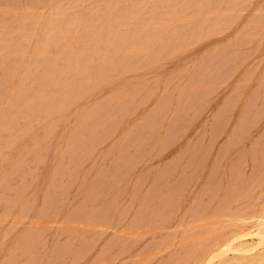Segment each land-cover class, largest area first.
I'll use <instances>...</instances> for the list:
<instances>
[{"label": "rangeland", "instance_id": "374dc122", "mask_svg": "<svg viewBox=\"0 0 264 264\" xmlns=\"http://www.w3.org/2000/svg\"><path fill=\"white\" fill-rule=\"evenodd\" d=\"M69 83L74 95L58 98L60 108L49 97L26 116L13 113L40 85L43 100ZM0 86V264H224L243 256L219 253L264 215V0H0ZM46 104L57 110L44 112ZM250 236L240 241L257 240ZM254 254L243 264H261Z\"/></svg>", "mask_w": 264, "mask_h": 264}, {"label": "bare ground", "instance_id": "6f19581e", "mask_svg": "<svg viewBox=\"0 0 264 264\" xmlns=\"http://www.w3.org/2000/svg\"><path fill=\"white\" fill-rule=\"evenodd\" d=\"M53 1H54V0H53ZM138 1H139V0H138ZM169 1H170V0H169ZM176 1H177V0H176ZM187 1H188V0H187ZM227 1H228V0H227ZM49 2H51V1H49ZM49 2H48V3H49ZM94 2H95V1H94ZM110 2H111V1H110ZM125 2H126V1H125ZM147 2H148V1H147ZM147 2H146V3H147ZM172 2H173V1H172ZM229 2H230V1H229ZM76 3H77V2H76ZM82 3H83V2H82ZM160 3H161V2H160ZM179 3H180V2H179ZM223 3H224V1H223ZM91 4H93V2H92ZM91 4H90V5H91ZM94 4H95V3H94ZM110 4H111V3H110ZM166 4H167V3H166ZM188 4H189V3H188ZM203 4H204V3H203ZM107 5H108V4H107ZM135 5H137V4H135ZM135 5H132V6H135ZM185 5H186V4H185ZM237 5H238V3H237ZM237 5H236V6H237ZM93 6H94V5H93ZM206 6H207V5H206ZM215 6H216V5H215ZM236 6H235V7H236ZM2 7H3V6H2ZM57 7H58V6H57ZM91 7H92V6H91ZM95 7H96V6H95ZM188 7H190V6H188ZM231 7H232V6H231ZM62 8H63V7H62ZM69 8H72V7H69ZM77 8H78V7H77ZM136 8H137V7H136ZM160 8H161V7H160ZM216 8H217V6H216ZM38 9H39V8H38ZM78 9H79V8H78ZM109 9H111V8H109ZM144 9H145V8H144ZM231 9H232V8H231ZM241 9H242V8H241ZM248 9H249V8H248ZM105 10H106V9H105ZM145 10H146V9H145ZM147 10H148V9H147ZM150 10H152V9H150ZM150 10H149V11H150ZM156 10H157V9H156ZM206 10H207V9H206ZM242 10H243V9H242ZM161 11H162V10H161ZM120 12H121V11H120ZM261 12H262V11H261ZM17 13H18V12H17ZM55 13H56V12H55ZM116 13H117V12H116ZM137 13H138V12H137ZM142 13H143V12H142ZM203 13H204V12H203ZM232 13H233V12H232ZM105 14H106V13H105ZM149 14H150V13H149ZM252 14H253V13H252ZM87 15H88V14H87ZM109 15H110V14H109ZM118 15H119V13H118ZM140 15H141V14H140ZM150 15H151V14H150ZM154 15H155V14H154ZM99 16H100V15H99ZM135 16H136V15H134V17H135ZM151 16H152V15H151ZM233 16H234V15H233ZM1 17H2V16H1ZM13 17H14V16H13ZM109 17H110V16H109ZM119 17H120V15H119ZM127 17H128V16H127ZM158 17H159V16H158ZM200 17H201V16H200ZM2 18H3V17H2ZM55 18H56V17H55ZM67 18H68V17H67ZM73 18H74V17H73ZM79 18H80V17H79ZM91 18H92V17H91ZM106 18H107V16H106ZM121 18H122V16H121ZM123 18H124V17H123ZM179 18H180V17H179ZM208 18H209V17H208ZM39 19H40V18H39ZM69 19H70V18H69ZM80 19H81V18H80ZM131 19H132V18H131ZM153 19H154V18H153ZM158 19H159V18H158ZM164 19H165V18H164ZM171 19H172V18H171ZM191 19H192V18H191ZM201 19H202V18H201ZM219 19H220V18H219ZM58 20H59V19H58ZM87 20H88V18H87ZM106 20H107V19H105V21H106ZM118 20H119V19H118ZM135 20H136V19H135ZM172 20H173V19H172ZM195 20H196V19H195ZM202 20H203V19H202ZM152 21H153V20H152ZM215 21H216V20H215ZM229 21H230V20H229ZM229 21H228V22H229ZM34 22H35V21H34ZM36 22H38V21H36ZM80 22H81V21H80ZM93 22H94V21H93ZM123 22H124V21H123ZM195 22H196V21H195ZM67 23H68V22H67ZM67 23H66V24H67ZM81 23H82V22H81ZM89 23H90V21H89ZM106 23H107V22H106ZM141 23H142V22H141ZM200 23H201V22H200ZM202 23H203V22H202ZM25 24H26V23H25ZM25 24H24V25H25ZM36 24H37V23H36ZM68 24H69V23H68ZM79 24H80V23H79ZM120 24H121V23H120ZM130 24H131V23H130ZM150 24H151V23H150ZM191 24H193V23H191ZM216 24H217V23H216ZM24 25H23V26H24ZM69 25H70V24H69ZM109 25H110V23H109ZM125 25H126V24H125ZM214 25H215V24H214ZM245 25H246V24H245ZM32 26H33V25H32ZM59 26H60V25H59ZM137 26H138V25H137ZM11 27H12V26H11ZM30 27H31V26H30ZM62 27H63V25H62ZM67 27H68V26H67ZM86 27H87V26H86ZM130 27H131V26H130ZM68 28H69V27H68ZM79 28H80V27H79ZM85 29H86V28H85ZM90 29H91V28H90ZM140 29H141V28H140ZM178 29H179V28H178ZM201 29H202V28H201ZM205 29H206V28H205ZM45 30H47V28H46ZM65 30H66V29H65ZM82 30H83V27H82ZM105 30H107V29H105ZM146 30H147V29H146ZM66 31H67V30H66ZM88 31H89V30H88ZM125 31H127V30H125ZM203 31H204V30H203ZM54 32H55V31H54ZM78 32H79V31H78ZM98 32H99V31H98ZM108 32H109V30H108ZM145 32H146V31H145ZM239 32H240V31H239ZM256 32H257V31H256ZM256 32H254V33H256ZM259 32H260V31H259ZM11 33H12V32H11ZM17 33H18V32H17ZM68 33H69V32H68ZM96 33H97V32H95L94 34H96ZM126 33H127V32H126ZM73 34H74V33H73ZM169 34H170V33H169ZM190 34H191V33H190ZM237 34H238V33H237ZM245 34H246V33H245ZM248 34H249V33H248ZM252 34H253V33H252ZM101 35H102V33H101ZM103 35H104V34H103ZM115 35H116V34H115ZM137 35H138V34H137ZM210 35H211V34H210ZM257 35H258V34H257ZM91 36H92V35H91ZM96 36H97V35H96ZM144 36H145V35H144ZM120 37H121V36H120ZM134 37H135V36H134ZM155 37H156V36H155ZM157 37H158V36H157ZM167 37H168V36H167ZM197 37H198V36H197ZM236 37H237V36H236ZM253 37L255 38V36H253ZM261 37H262V36H261ZM31 38H32V37H31ZM44 38L46 39L47 37H44ZM80 38H81V37H80ZM84 38H85V37H84ZM91 38H93V37H91ZM106 38H107V37H106ZM132 38H133V37H132ZM148 38H149V37H148ZM250 38H251V37H250ZM38 39H39V38H38ZM135 39H136V38H135ZM138 39H139V37H138ZM196 39H197V38H196ZM237 39H238V38H237ZM46 40H47V39H46ZM110 40H111V39H110ZM153 40H154V39H153ZM167 40H168V39H167ZM228 40H229V39H228ZM27 41H28V40H27ZM79 41H80V40H79ZM168 41H169V40H168ZM47 42H49V39H48ZM47 42H46V43H47ZM60 42H61V41H60ZM82 42H83V41H82ZM84 42H85V41H84ZM101 42H102V41H101ZM127 42H128V41H127ZM158 42H159V41H158ZM180 42H181V41H180ZM180 42H179V43H180ZM91 43H92V42H91ZM109 43H110V42H109ZM154 43H155V42H154ZM70 44H71V43H70ZM73 44H74V42H73ZM93 44H94V43H93ZM111 44H112V43H111ZM150 44H151V43H150ZM241 44H244V43H241ZM88 45H89V44H88ZM91 45H92V44H91ZM100 45H101V44H100ZM103 45H104V44H103ZM107 45H109V44H106V46H107ZM125 45H126V44H125ZM191 45H192V44H191ZM89 46H90V45H89ZM95 46H96V45H95ZM104 46H105V45H104ZM104 46H103V48H104ZM139 46H140V45H139ZM143 46H144V45H143ZM173 46H174V45H173ZM186 46H187V45H186ZM22 47H23V46H22ZM34 47H35V46H34ZM67 47H68V46H67ZM67 47H66V48H67ZM75 47H76V46H75ZM107 47H108V46H107ZM141 47H142V46H141ZM153 47H154V46H153ZM164 47H165V46H164ZM88 48H89V47H88ZM92 48H93V47H92ZM109 48H110V47H109ZM128 48H130V47H128ZM149 48H150V47H149ZM160 48H161V47H160ZM176 48H177V47H176ZM253 48H254V47H253ZM3 49H4V48H3ZM35 49H36V48H35ZM49 49H50V48H49ZM64 49H65V48H64ZM80 49H81V48H80ZM93 49H94V48H93ZM98 49H99V48H98ZM230 49H231V48H230ZM29 50H30V49H29ZM33 50H34V49H33ZM56 50H57V49H56ZM76 50H77V49H76ZM100 50H101V48H100ZM124 50H125V49H124ZM131 50H132V48H131ZM145 50H146V47H145ZM180 50H181V49H180ZM216 50H217V49H216ZM40 51H41V50H40ZM59 51H60V50H59ZM62 51H63V50H62ZM64 51H65V50H64ZM86 51H87V50H86ZM96 51H97V50H96ZM103 51H104V50H103ZM108 51H109V50H108ZM132 51H133V50H132ZM153 51H154V50H153ZM239 51H240V50H239ZM23 52H24V51H23ZM42 52H43V50H42ZM46 52H47V51H46ZM88 52H90V51H88ZM109 52H110V51H109ZM117 52H118V51H117ZM145 52H146V51H145ZM178 52H179V51H178ZM213 52H214V51H213ZM4 53H5V52H4ZM60 53H61V52H60ZM72 53H73V52H72ZM85 53H86V52H85ZM92 53H93V52H92ZM125 53H126V52H125ZM138 53H140V52H138ZM138 53H136V54H138ZM10 54H11V53H10ZM37 54H38V53H37ZM74 54H75V53H74ZM74 54H73V55H74ZM79 54H80V53H79ZM83 54H84V53H83ZM83 54H82V55H83ZM228 54H230V53H228ZM7 55H8V54H7ZM25 55H26V54H25ZM41 55H42V54H41ZM60 55H61V54H60ZM68 55H69V54H68ZM71 55H72V54H71ZM82 55H79V56H82ZM92 55H93V54H92ZM95 55H97V54H95ZM101 55H102V54H101ZM118 55H119V54H118ZM127 55H128V54H127ZM147 55H148V54H147ZM244 55H245V53H244ZM244 55H243V56H244ZM5 56H6V55H5ZM5 56H4V57H5ZM22 56H23V54H22ZM52 56H53V55H52ZM89 56H91V55H89ZM120 56H121V55H120ZM128 56H129V55H128ZM139 56H140V55H139ZM212 56H213V55H212ZM240 56H241V55H240ZM10 57H11V56H10ZM25 57H27V56H25ZM48 57H49V56H48ZM77 57H78V55H77ZM110 57H111V56H110ZM130 57H133V56H130ZM185 57H186V56H185ZM22 58H23V57H22ZM80 58H81V57H80ZM100 58H101V57H100ZM116 58H117V57H116ZM134 58H136V57L134 56ZM134 58H133V59H134ZM224 58H225V57H224ZM257 58H258V57H257ZM3 59H4V58H3ZM77 59H79V57H78ZM123 59H125V57H124ZM133 59H132V60H133ZM170 59H171V58H170ZM220 59H221V58H220ZM15 60H17V59H15ZM19 60H20V59H19ZM19 60H18V61H19ZM48 60H49V59H48ZM51 60H52V59H51ZM69 60H71V59L69 58ZM72 60H73V59H72ZM75 60H76V58H75ZM104 60H106V59H104ZM49 61H50V60H49ZM66 61H67V60H66ZM116 61H117V60H116ZM116 61H115V63H116ZM120 61H121V60H120ZM237 61H238V60H237ZM240 61H242V60H240ZM5 62H6V61H5ZM53 62H54V61H53ZM63 62H64V61H63ZM71 62H72V61H71ZM77 62H78V60H77ZM79 62H81L80 59H79ZM118 62H119V61H118ZM123 62H124V61H123ZM8 63H9V62H8ZM44 63H45V62H44ZM68 63H69V62H68ZM112 63H113V62H112ZM18 64H19V63H18ZM18 64H17V65H18ZM29 64H31V63H29ZM75 64H76V63H75ZM77 64H78V63H77ZM83 64H84V63H83ZM97 64H98V63H97ZM138 64H140V62H139ZM168 64H169V63H168ZM214 64H216V62H215ZM35 65H36V64H35ZM45 65H46V63H45ZM116 65H118V64H116ZM185 65H186V64H185ZM4 66H5V65H4ZM25 66H26V65H25ZM49 66H50V65H49ZM72 66H73V65H72ZM80 66H81V65H80ZM107 66H108V65H107ZM132 66H133V63H132ZM60 67H61V66H60ZM97 67H98V66H97ZM97 67H96V68H97ZM100 67H101V66H100ZM109 67H110V66H109ZM127 67L129 68V66H127ZM254 67H255V66H254ZM28 68H29V67H25V69H28ZM38 68H39V67H38ZM67 68L69 69V67H67ZM70 68H71V66H70ZM75 68H76V67H75ZM75 68H74V69H75ZM77 68H78V67H77ZM88 68H90V67H88ZM113 68H114V67H113ZM180 68H181V67H180ZM251 68H252V67H251ZM259 68H260V67H259ZM9 69H10V68H9ZM18 69H19V67L17 68V70H18ZM22 69H23V68H22ZM25 69H24V70H25ZM39 69H40V68H39ZM78 69H79V68H78ZM82 69H84V68H81L80 70H82ZM97 69H99V68H97ZM124 69H125V67H124ZM196 69H197V68H196ZM206 69H207V68H206ZM247 69H248V68H247ZM254 69H255V68H254ZM66 70H67V69H66ZM110 70H111V68H110ZM110 70H109V71H110ZM152 70H153V69H152ZM177 70H178V69H177ZM194 70H195V69H194ZM204 70H205V69H204ZM208 70H209V69H208ZM18 71H19V70H18ZM25 71H26V70H25ZM25 71H24V73H25ZM27 71H28V70H27ZM37 71H38V70H37ZM43 71H44V70H43ZM46 71H47V70H46ZM78 71H79V70H78ZM83 71H84V70H83ZM83 71L81 72L82 74H84ZM91 71H92V70H91ZM95 71H96V70H95ZM127 71H128V70H127ZM129 71H130V70H129ZM175 71H176V70H175ZM175 71H174V72H175ZM245 71H246V70H245ZM249 71H250V70H249ZM2 72H3V71H2ZM53 72H54V71H53ZM86 72H87V70H86ZM86 72H85V73H86ZM14 73H15V72H14ZM36 73H37V72H36ZM40 73H41V72H40ZM63 73H64V71H63ZM72 73L74 74V72H72ZM78 73H79V72H78ZM107 73H109V72H107ZM113 73H114V72H113ZM113 73H112V74H113ZM129 73H130V72H129ZM215 73H216V72H215ZM247 73H248V72H247ZM247 73H246V74H247ZM59 74H60V73H59ZM65 74H66V73H65ZM73 74H72V75H73ZM82 74H79V75H82ZM178 74H179V73H178ZM23 75L25 76V74H23ZM61 75H62V72H61ZM75 75H77V74H75ZM79 75H77L76 77H77V78H78V77L80 78V77L83 76V75H82V76H79ZM86 75H87V74H86ZM90 75H91V74H89L88 76L90 77ZM117 75H118V74H117ZM24 76H22V77H24ZM31 76H32V75H31ZM47 76H48V74H47ZM53 76H54V75H53ZM69 76H70V75H69ZM88 76H87V78H88ZM94 76H95V75H94ZM123 76H124V75H123ZM134 76H135V75H134ZM182 76H184V75H182ZM182 76H181V77H182ZM204 76H205V75H204ZM206 76H207V75H206ZM206 76H205V77H206ZM215 76H216V75H215ZM248 76H249V75H248ZM13 77H14V76H13ZM25 77H26V76H25ZM33 77H34V76H33ZM36 77H37V76H36ZM58 77H59V76H58ZM74 77H75V76H74ZM76 77L73 78V80H75V79L78 80V79H79V78L77 79ZM97 77H98V76H97ZM139 77H140V75H139ZM212 77H213V76H212ZM218 77L220 78V75H219ZM228 77H229V75H228ZM19 78H20V77H19ZM47 78L52 79V76L47 77ZM164 78H165V77H164ZM202 78H203V77H202ZM209 78H210V77H209ZM209 78H208V79H209ZM215 78H216V77H215ZM12 79H13V78H11V80H12ZM24 79H25V78H24ZM53 79H54V78H53ZM61 79H62V78H61ZM68 79H69V78H68ZM70 79H71V77H70ZM128 79H129V78H128ZM194 79H195V78H194ZM204 79H205V78H204ZM239 79H240V78H239ZM6 80H7V79H6ZM17 80H18V79H17ZM19 80L21 81V78H20ZM45 80H46V79H45ZM59 80H60V79H58V82H59ZM66 80H67V79H66ZM79 80H80V79H79ZM85 80H86V79H85ZM97 80H98V79H97ZM107 80H108V79H107ZM107 80H106V81H107ZM110 80H111V79H110ZM156 80H157V79H156ZM163 80H164V79H163ZM13 81H14V80H13ZM13 81H12V82H13ZM20 81H19V83H20ZM33 81H34V80H33ZM67 81H68V80H67ZM67 81H66V84H67ZM71 81H72V80H71ZM216 81H217V80H216ZM225 81H226V80H225ZM14 82H15V81H14ZM54 82H56V81H54ZM63 82H64V81H63ZM78 82H79V81H77V82H75V83L77 84ZM91 82H92V81H91ZM94 82H95V81H94ZM98 82H99V81H98ZM149 82H150V81H149ZM201 82H202V81H201ZM16 83H18V82H16ZM23 83H27V82H24L23 79H22V81H21L20 84H23ZM30 83H31V82H30ZM48 83H50V82H47V81H46V82L44 83V86H47ZM75 83H74V84H75ZM151 83H152V82H151ZM5 84H6V83H5ZM45 84H46V85H45ZM72 84H73V83H72ZM72 84H71V85H72ZM76 84H75V85H76ZM96 84H97V83H96ZM7 85H8V84H7ZM12 85H13V84H12ZM29 85H30V84H29ZM81 85H82V83H81ZM143 85H144V84H143ZM3 86H4V84L2 85V87H3ZM10 86H11V85H9L7 88H11V89L13 90V88L10 87ZM16 86H17V85H16ZM30 86H31V85H30ZM44 86H43V85H42V86L40 85L39 88H38L37 90L35 89V87H33L34 90H36V92H37V93H36V92H35V93L38 94L39 91H43L42 88L44 89ZM61 86H63V85H61ZM65 86H66V85H65ZM73 86H74V85H73ZM73 86H72V87H73ZM85 86H86V85H85ZM88 86H89V85H88ZM88 86H87V87H88ZM108 86H109V85H108ZM154 86H155V85H154ZM0 87H1V86H0ZM18 87H19V86H18ZM24 87H25V86H24ZM36 87H38V86H36ZM57 87H58V86H57ZM68 87H69L70 89H73V88H71L70 83H69V86L67 85V87H65V89H69ZM92 87H93V86H92ZM152 87H153V86H152ZM232 87H233V86H232ZM33 88H32V89H33ZM99 88H100V87H99ZM233 88H234V87H233ZM17 89H18V88L16 87V90H15V87H14V90H15L16 92H18ZM19 89H20V88H19ZM54 89H55V88H54ZM56 89H57V88H56ZM56 89H55L54 91H56ZM58 89H59V88H58ZM60 89H61V87H60ZM63 89H64V88H63ZM63 89H62V91H63L65 94H63V92H61L62 94H59L60 92L57 90V91L59 92L58 95H60L59 97H57L58 95L56 96L57 99L54 97L55 95H52V93L55 94L54 91L51 92L52 90H50L51 93L49 94V95H51V96H48L47 99H46V97H45V99H44V95H43V100H42V98H40V96H41L40 92H39L38 95H36V94L33 93L34 96H32V94L30 93L29 95H30L31 98H32L31 101L34 100L33 97H34L35 99H37V100H40V99H41L39 103H38L37 100L32 101V102H35V101H36V102H37V103L35 102L36 104H35V103H32V104H31L30 96L27 94V98L29 97V100H28V101L30 102L31 105H30V104L24 99V100L26 101V103H27V104H26V107H27V108L25 107V103L23 102V103H24V105H23V103H21V102H22V101H21V102H20L21 105H14V106H15L14 108H16V106H17L16 110H14L15 112H13V110H10V111H12L13 113H15V116L17 115V114H16L17 112H18V113L21 112V113H19V116H20V114H21V116H22V115H25V116H26V111H25L24 109H27V111H28V109L30 108V110H32V109H33V108H32V107H33L32 105H34V109H36L35 106L38 107V105H39L42 101L45 102L46 100H48L49 97H51L49 100H51L52 97H53L54 100L52 99V101H55V100H56L57 102H58V98H61V99H60V102L62 103V98H63L62 95L65 96L66 93H67V95H68L69 93H70V95H72V92H71L72 90L70 91V89H69L68 92H67V90L64 91ZM77 89H78V88H77ZM90 89H91V88H90ZM149 89H150V88H149ZM151 89H152V88H151ZM202 89H203V88H202ZM2 90H3V89H2ZM8 90H9V89H8ZM12 90H11V91H12ZM74 90H75V89H74ZM87 90H88V89H87ZM91 90H93V89H91ZM96 90H97V89H96ZM145 90H146V89H145ZM145 90H144V91H145ZM174 90H175V89H174ZM15 91H14V92H15ZM60 91H61V90H60ZM131 91H132V90H131ZM146 91H148V90H146ZM231 91H232V90H231ZM45 92L48 93V92H49L48 89L45 90ZM74 92H75V91H74ZM129 92H130V91H129ZM150 92H151V91H150ZM150 92H148V93H150ZM202 92H203V91H202ZM202 92H201V93H202ZM211 92H212V91H211ZM5 93H7V92H5ZM108 93H109V91H108ZM108 93H106V94H108ZM117 93H118V92H117ZM182 93H183V92H182ZM8 94H9V93H8ZM16 94H17V93H16ZM20 94H22V92H20ZM56 94H57V93H56ZM82 94H83V93H82ZM114 94H115V93H114ZM138 94H139V93H138ZM177 94H178V93H177ZM198 94H199V93H198ZM261 94H262V93H261ZM9 95H10V94H9ZM9 95L6 96V97H8L9 100H12V99H11L12 94L10 95V97H9ZM14 95H15V94H14ZM39 95H40V96H39ZM67 95H66L65 97H67ZM73 95H74V93H73ZM73 95H72V96H73ZM121 95H122V94H121ZM125 95H126V94H125ZM158 95H159V94H158ZM256 95H257V94H256ZM45 96H46V95H45ZM142 96H143V95H142ZM154 96H155V95H154ZM236 96H237V95H236ZM6 97H5V99H6ZM12 97H13V96H12ZM36 97H37V98H36ZM68 97H71V96H68ZM110 97H111V96H110ZM257 97H258V96H257ZM8 98H7V99H8ZM38 98H39V99H38ZM71 98H72V97H71ZM85 98H86V97H85ZM229 98H230V97H229ZM235 98H236V97H235ZM97 99H98V98H97ZM140 99H141V98H140ZM169 99H170V98H169ZM176 99H177V98H176ZM179 99H180V98H179ZM16 100H18V99H16ZM44 100H45V101H44ZM49 100H48V101H49ZM135 100H136V99H135ZM137 100H138V99H137ZM235 100H236V99H235ZM254 100H255V99H254ZM6 101H7V100H6ZM48 101H47V103H48ZM56 101H55V102H52V103H54V105L56 104V107L60 108L62 105H59L60 102L57 103ZM73 101H74V100H73ZM77 101H78V100H77ZM90 101H91V100H90ZM139 101H140V100H139ZM147 101H148V100H147ZM171 101H172V100H171ZM201 101H202V100H201ZM251 101H252V99H251ZM8 102H10L9 105L12 106L11 104H12L13 102H11V101H8ZM43 102H42V103H43ZM78 102H79V101H78ZM119 102H120V101H119ZM137 102H138V101H137ZM246 102H247V100H246ZM1 103H2V99H1ZM1 103H0V104H1ZM5 103H6V102H5ZM42 103H41V106H42L43 104H45V103H43V104H42ZM52 103L50 102L49 104L52 106ZM105 103H106V102H105ZM135 103H136V102H135ZM135 103H134V104H135ZM166 103H167V102H166ZM28 104H29L30 106H28ZM49 104H48V106L51 107ZM116 104H117V103H116ZM119 104H120V103H119ZM170 104H171V103H170ZM263 104H264V103H263ZM2 105H3V103H2ZM7 105H8V104H7ZM54 105H53V106H54ZM57 105H58V106H57ZM63 105H64V102H63ZM79 105H80V104H79ZM121 105H122V104H121ZM154 105H155V104H154ZM231 105H232V104H231ZM259 105H260V104H259ZM5 106H6V105H5ZM31 106H32V107H31ZM41 106H40V108H42ZM46 106H47V104H46ZM48 106L45 107L44 112H45V111L47 112V110H50V111H51L52 108H54V109L57 110L56 107H51V109H50ZM88 106H89V105H88ZM124 106H125V103H124ZM167 106H169V105H167ZM167 106H166V107H167ZM171 106H172V105H171ZM63 107H64V106H63ZM80 107H81V106H80ZM98 107H99V106H98ZM113 107H114V106H113ZM115 107H116V106H115ZM122 107H123V106H122ZM122 107H121V108H122ZM152 107H153V106H152ZM161 107H162V106H161ZM218 107H220V106H218ZM12 108H13V106H12ZM14 108H13V109H14ZM18 108H21V109L23 108L22 111H24V112H22L21 109H18ZM38 108H39V107H38ZM38 108H37V109H38ZM46 108H47V109H46ZM48 108H49V109H48ZM103 108H104V106H103ZM117 108H119V107H117ZM125 108H126V107H125ZM162 108H163V107H162ZM221 108H222V107H221ZM17 109H18V110H17ZM75 109H76V108H75ZM86 109H87V108H86ZM98 109H99V108H98ZM104 109H105V108H104ZM106 109H107V108H106ZM106 109H105V110H106ZM165 109H166V108H165ZM189 109H190V108H189ZM202 109H203V108H202ZM263 109H264V108H263ZM19 110H20V111H19ZM30 110H29V111H30ZM42 110H43V109H42ZM73 110H74V109H73ZM73 110H72V112H73ZM94 110H95V109H94ZM115 110H116V109H115ZM155 110H156V108H155ZM173 110H174V109H173ZM16 111H17V112H16ZM39 111H40V110H39ZM54 111H55V110H54ZM76 111H77V110H76ZM78 111H79V110H78ZM117 111H118V110H117ZM119 111H120V110H119ZM153 111H154V110H153ZM153 111H152V112H153ZM243 111H244V110H243ZM262 111H263V110H262ZM12 112H10V115L13 117ZM32 112H33V111H32ZM40 112H41V111H40ZM58 112H59V111H58ZM69 112H70V111H69ZM95 112H96V111H95ZM101 112H102V111H101ZM130 112H132V111H130ZM130 112H129V113H130ZM168 112H169V111H168ZM47 113H50V112H47ZM47 113H46V114H47ZM70 113H71V112H70ZM78 113H79V112H78ZM133 113H134V112H133ZM147 113H148V112H147ZM177 113H178V112H177ZM201 113H202V112H201ZM256 113H258V112H256ZM27 114H28V113H27ZM41 114H42V113H41ZM82 114H83V113H82ZM91 114H92V112H91ZM216 114H217V113H216ZM10 115H9V116H10ZM68 115H69V114H68ZM73 115H74V114H73ZM146 115H147V114H146ZM173 115H174V114H173ZM214 115H215V114H214ZM11 116H10V117H11ZM15 116H14V117H15ZM56 116H57V115H56ZM98 116H99V115H98ZM118 116H119V115H118ZM136 116H137V115H136ZM17 117H18V116H16V118H17ZM43 117H44V116H43ZM46 117H47V116H46ZM142 117H143V116H142ZM144 117H145V116H144ZM153 117H154V116H153ZM261 117H262V116H261ZM64 118H65V117H64ZM64 118H63V119H64ZM68 118H69V117H68ZM85 118H86V117H85ZM93 118H94V117H93ZM132 118H133V116H132ZM140 118H141V117H140ZM148 118H149V117H148ZM157 118H158V117H157ZM241 118H242V117H241ZM65 119H67V118H65ZM79 119H81V117H80ZM86 119H87V118H86ZM103 119H104V118H103ZM130 119H131V118H130ZM162 119H164V117H163ZM162 119H161V120H162ZM212 119H213V118H212ZM53 120H54V119H53ZM82 120H83V119H82ZM91 120H92V119H91ZM8 121H9V120H7V122H8ZM83 121H84V120H83ZM83 121H82L81 123H83ZM86 121H88V119H87ZM92 121H93V120H92ZM127 121H128V120H127ZM170 121H171V120H170ZM2 122H3V121H2ZM5 122H6V121H5ZM67 122H68V121H67ZM69 122L71 123V121H69ZM97 122H98V121H97ZM125 122H126V121H125ZM152 122H154V121H152ZM77 123H78V122H77ZM92 123H93V122H92ZM123 123H124V122H123ZM158 123H159V122H158ZM249 123H250V122H249ZM64 124H65V123H64ZM113 124H114V123H113ZM128 124H129V123H128ZM133 124H134V123H133ZM1 125H2V124H1ZM3 125H4V124H3ZM88 125H89V124H88ZM90 125H91V123H90ZM97 125H98V123H97ZM121 125H122V124H121ZM164 125H165V124H164ZM249 125H250V124H249ZM7 126H8V125H7ZM36 126H37V125H36ZM62 126H63V125H62ZM72 126H73V125H72ZM78 126L80 127V125H78ZM78 126H77V127H78ZM122 126H123V125H122ZM1 127H4V126H1ZM64 127H65V126H64ZM70 127H71V126H70ZM79 127H78V128H79ZM82 127H83V126H82ZM86 127H87V125H86ZM108 127H110V126H108ZM112 127H113V126H112ZM127 127H128V126H127ZM132 127H133V126H132ZM136 127H137V126H136ZM154 127H155V126H154ZM154 127H153V128H154ZM19 128H20V127H19ZM204 128H205V127H204ZM5 129H6V128H5ZM7 129H8V128H7ZM7 129H6V130H7ZM64 129H65V128H64ZM123 129H124V128H123ZM163 129H164V128H163ZM188 129H189V128H188ZM68 130H69V129H68ZM68 130H67V131H68ZM81 130H82V129H80V131H81ZM128 130H129V129H128ZM10 131H11V130H10ZM12 131H13V130H12ZM14 131H15V130H14ZM104 131H105V129L103 130V132H104ZM120 131H121V130H120ZM182 131H183V130H182ZM0 132H1V130H0ZM74 132H75V131H74ZM170 132H171V131H170ZM244 132H246V131H244ZM118 133H119V132H118ZM133 133H134V132H133ZM20 134H21V133H20ZM64 134H65V132H64ZM98 134H99V133H98ZM200 134H201V133H200ZM18 135H19V134H18ZM79 135L81 136V133H80V132H79ZM83 135H84V134H83ZM89 135H90V134H89ZM99 135H100V134H99ZM242 135H243V134H242ZM32 136H33V135H32ZM63 136H64V135H63ZM94 136H95V135H94ZM102 136H103V135H102ZM160 136H162V135H160ZM244 136H245V135H244ZM57 137H58V136H57ZM85 137H86V136H85ZM98 137H99V136H98ZM100 137H101V136H100ZM121 137H122V136H121ZM147 137H148V135H147ZM147 137H146V138H147ZM175 137H176V136H175ZM201 137H202V136H201ZM210 137H211V136H210ZM259 137H260V134H259ZM259 137H258V138H259ZM11 138H12V137H11ZM78 138H80V137H78ZM88 138H89V136H88ZM161 138H162V137H161ZM164 138H166V137H164ZM66 139H67V138H66ZM120 139H121V138H120ZM177 139H178V138H177ZM195 139H196V138H195ZM198 139H199V138H198ZM256 139H257V138H256ZM6 140H7V139H6ZM61 140H62V139H61ZM76 140H77V139H76ZM59 141H60V140H59ZM73 141H74V140H73ZM82 141H84L83 138H82ZM91 141H92V140H91ZM231 141H232V140H231ZM86 142H87V141H86ZM138 142H140L139 139H138ZM234 142H235V141H234ZM3 143H4V142H3ZM116 143H117V142H116ZM187 143H188V142H187ZM193 143H194V142H193ZM24 144H25V143H24ZM66 144H67V143H66ZM77 144H78V143H77ZM100 144H101V143H100ZM188 144H190V143H188ZM21 145H22V144H21ZM78 145H79V144H78ZM116 145H117V144H116ZM3 146H4V145H3ZM17 146H18V145H17ZM25 146H26V145H25ZM44 146H45V145H44ZM53 146H54V145H53ZM65 146H66V145H65ZM73 146H74V145H73ZM88 146H89V145H88ZM91 146H92V145H91ZM91 146H89V147H91ZM120 146H121V145H120ZM140 146H141V145H140ZM157 146H158V145H157ZM163 146H165V145H163ZM69 147H70V146H69ZM75 147H76V146H75ZM95 147H96V146H95ZM95 147H94V148H95ZM128 147H129V146H128ZM134 147H135V146H134ZM184 147H185V146H184ZM261 147H262V146H261ZM0 148H1V147H0ZM12 148H13V147H12ZM16 148H17V147H16ZM27 148H28V147H27ZM78 148H79V147H78ZM86 148H88V147H86ZM94 148L91 147V149H94ZM109 148H110V147H109ZM147 148H148V147H147ZM218 148H219V147H218ZM240 148H241V147H240ZM14 149H15V147H14ZM33 149H35V148H33ZM51 149H52V148H50V150H51ZM73 149H74V148H73ZM88 149H90V148H88ZM88 149H87V150H88ZM116 149H117V148H116ZM229 149H230V148H229ZM68 150H70V149H68ZM76 150H78V149H76ZM82 150H83V149H82ZM82 150H81V151H82ZM106 150H108V149H106ZM125 150H126V149H125ZM135 150H136V149H135ZM135 150H134V151H135ZM246 150H247V149H246ZM256 150H257V149H256ZM42 151H43V150H42ZM72 151H73V150H72ZM91 151H92V150H91ZM91 151H90V152H91ZM108 151H109V150H108ZM156 151H157V150H156ZM210 151H211V150H210ZM240 151H241V150H240ZM49 152H50V151H49ZM65 152H66V151H65ZM85 152H86V150H85ZM85 152H84V153H85ZM109 152H110V151H109ZM109 152H108V153H109ZM124 152H125V151H124ZM137 152H138V151H137ZM226 152H227V151H226ZM233 152H234V151H233ZM256 152H257V151H256ZM16 153H18V151H17ZM57 153H58V152H57ZM70 153H72V152H70ZM86 153H88V152H86ZM101 153H102V152H101ZM147 153H148V152H147ZM182 153H183V151H182ZM184 153H185V152H184ZM184 153H183V154H184ZM204 153H205V152H204ZM217 153H218V152H217ZM224 153H225V152H224ZM24 154H25V153H24ZM88 154H89V153H88ZM103 154H104V153H103ZM157 154H158V153H157ZM162 154H163V153H162ZM33 155H34V152H33ZM56 155H57V154H56ZM83 155H84V154H83ZM100 155H101V154H100ZM107 155H108V154H107ZM107 155H105V156H107ZM233 155H234V154H233ZM111 156H112V155H111ZM219 156H220V154H219ZM4 157H5V156H4ZM76 157H77V156H76ZM83 157H84V156H83ZM83 157H82V158H83ZM103 157H104V156H103ZM158 157H159V156H158ZM209 157H210V156H209ZM8 158H9V156H8ZM82 158H81V159H82ZM109 158H110V157H109ZM130 158H131V157H130ZM196 158H197V157H196ZM215 158H216V157H215ZM240 158H241V157H240ZM142 159H143V158H142ZM101 160H102V159H101ZM140 161H141V160H140ZM189 161H190V160H189ZM263 161H264V160H263ZM60 162H62L61 159H60ZM81 162H82V161H81ZM81 162H79V164H80ZM163 162H165V161H163ZM212 162H213V161H212ZM7 163H8V162H7ZM57 163H58V162H57ZM57 163H56V164H57ZM84 163H85V162H84ZM86 163H87V162H86ZM92 163H93V162H92ZM0 164H1V163H0ZM9 164H10V163H9ZM23 164H24V163H23ZM48 164H49V163H48ZM72 164H73V163H72ZM108 164H111V163H108ZM108 164H107V165H108ZM126 164H127V163H126ZM45 165H46V164H45ZM66 165H67V162H66ZM66 165H65V166H66ZM104 165H105V164H104ZM18 166H19V165H18ZM75 166H76V165H75ZM93 166H94V165H93ZM127 166H129V165H127ZM176 166H177V165H176ZM72 167H73V166H72ZM72 167H71V169H72ZM78 167H79V166H78ZM147 167H148V166H147ZM220 167H221V166H220ZM161 168H162V167H161ZM3 169H4V168H3ZM51 169H52V168H51ZM51 169H50V170H51ZM66 169H68V168H66ZM90 169H91V168H90ZM128 169H129V168H128ZM141 169H142V168H141ZM155 169H156V168H155ZM7 170H9V169H7ZM85 170H86V169H85ZM97 170H98V168H97ZM60 171H61V170H60ZM75 171H76V170H75ZM134 171H135V170H134ZM196 171H197V170H196ZM196 171H195V172H196ZM208 171H209V170H208ZM49 172H50V171H49ZM149 172H150V171H149ZM149 172H148V173H149ZM62 173H63V172H62ZM95 173H96V172H95ZM19 174H20V173H19ZM22 174H23V173H22ZM47 174H48V173H47ZM138 174H139V173H138ZM45 175H46V174H45ZM61 175H62V174H61ZM84 175H85V174H84ZM116 175H117V174H116ZM135 175H136V174H135ZM154 175H155V174H154ZM170 175H171V174H170ZM3 176H4V175H3ZM46 176H47V175H46ZM93 176H95V175H93ZM102 176H103V175H102ZM121 176H122V175H121ZM127 176H128V175H127ZM129 176H130V175H129ZM151 176H153V175H151ZM217 176H218V175H217ZM8 177H9V176H8ZM17 177H18V176H17ZM74 177H75V176H74ZM77 177H78V176H77ZM83 177H84V176H83ZM91 177H92V174H91ZM139 177H140V176H139ZM193 177H194V176H193ZM197 177L199 178V177H201V176H197ZM58 178H59V176H58ZM58 178H57V179H58ZM89 178H90V176H89ZM89 178H88V179H89ZM129 178H130V177H129ZM151 178H152V177H151ZM215 178H216V177H215ZM21 179H22V178H21ZM21 179H19V180H21ZM31 179H32V178H31ZM59 179H60V178H59ZM190 179H191V178H190ZM138 180H140V178H139ZM11 181H12V179H11ZM39 181H40V180H39ZM45 181H46V180H45ZM70 181H71V180H70ZM70 181H69V182H70ZM73 181H74V180H73ZM89 181H90V180H89ZM244 181H245V180H244ZM5 182H6V181H5ZM22 182H23V181H22ZM37 182H38V181H36V183H37ZM69 182H68V183H69ZM142 182H143V181H142ZM26 183H27V182H26ZM85 183H86V182H85ZM122 183H123V182H122ZM127 183H128V181H127ZM242 183H243V182H242ZM22 184H23V183H22ZM64 184H65V183H64ZM108 184H109V183H108ZM124 184H125V183H124ZM167 184H168V183H167ZM25 185H26V184H25ZM90 185H91V183H90ZM201 185H202V184H201ZM23 186H24V185H23ZM23 186H22V187H23ZM65 186H66V185H65ZM81 186H82V185H81ZM123 186H124V185H123ZM135 186H136V185H135ZM189 186H190V185H189ZM24 187H25V186H24ZM32 187H34V186H32ZM58 187H59V186H58ZM61 187H62V185H61ZM61 187H60V189H61ZM63 187H64V186H63ZM224 187H225V186H224ZM227 187H228V186H227ZM39 188H40V185H39ZM41 188H42V187H41ZM132 188H133V187H132ZM204 188H205V187H204ZM215 188H216V187H215ZM70 189H71V188H70ZM118 189H119V188H118ZM189 189H190V188H189ZM11 190H12V189H11ZM47 190H48V189H47ZM53 190H54V189H53ZM119 190H120V189H119ZM138 190H139V189H138ZM1 191H2V190H1ZM38 191H39V189H38ZM182 191H184V190H182ZM213 191H214V190H213ZM222 191H223V190H222ZM226 191H227V190H226ZM40 192H41V191H40ZM40 192H39V193H40ZM47 192H48V191H47ZM78 192H79V191H78ZM94 192H95V191H94ZM94 192H93V193H94ZM186 192H187V191H186ZM206 192H207V191H206ZM1 193H2V192H1ZM122 193H123V192H122ZM126 193H127V192H126ZM204 193H205V192H204ZM209 193H211V192H209ZM2 194H3V193H2ZM23 194H24V192H23ZM83 194H84V193H83ZM83 194H82V195H83ZM139 194H140V193H139ZM178 194H179V193H178ZM186 194H187V193H186ZM212 194H213V193H212ZM243 194H244V193H243ZM184 195H185V194H184ZM190 196H191V195H190ZM202 196H203V195H202ZM215 196H216V195H215ZM222 196H223V195H222ZM67 197H68V196H67ZM74 197H75V196H74ZM97 197H98V196H97ZM99 197H100V196H99ZM107 197H108V196H107ZM130 197H131V196H130ZM1 198H2V197H1ZM13 198H14V197H13ZM46 198H47V197H46ZM75 198H76V197H75ZM202 198H203V197H202ZM9 199H10V198H9ZM65 199H66V198H65ZM109 199H110V197H109ZM156 199H157V198H156ZM199 199H200V198H199ZM19 200H20V199H19ZM44 200H45V199H44ZM73 200H77V199H73ZM107 200H108V199H107ZM117 200H118V199H117ZM138 200H139V199H138ZM23 201H24V200H23ZM63 201H64V200H63ZM189 201H190V200H189ZM191 201H192V200H191ZM211 201H212V200H211ZM17 202H18V201H17ZM17 202H16V203H17ZM19 202H20V201H19ZM37 202H38V201H37ZM75 202H76V201H75ZM94 202H95V201H94ZM139 202H140V201H139ZM21 203H22V202H21ZM29 203H30V202H29ZM34 203H35V202H34ZM43 203H44V202H43ZM70 203H71V202H70ZM218 203H219V202H218ZM220 203H221V202H220ZM8 204H9V203H8ZM64 204H65V203H64ZM78 204H79V203H78ZM130 204H131V203H130ZM15 205H17V204H15ZM26 205H27V204H26ZM26 205H25V206H26ZM36 205H37V203H36ZM206 205H207V204H206ZM213 205H214V204H213ZM18 206H19V205H18ZM18 206H17V207H18ZM31 206H32V205H31ZM65 206H66V205H65ZM69 206H70V205H69ZM121 206H122V205H121ZM138 206H139V205H138ZM216 206H217V205H216ZM74 207H75V206H74ZM194 207H195V206H194ZM226 207H227V206H226ZM79 208H80V207H79ZM115 208H116V207H115ZM153 208H154V207H153ZM219 208H220V207H219ZM263 208H264V207H263ZM23 209H24V208H23ZM62 209H63V208H62ZM72 209H73V208H72ZM94 209H95V207H94ZM129 209H130V208H129ZM129 209H128V211H129ZM131 209H132V208H131ZM137 209H138V208H137ZM224 209H225V208H224ZM20 210H21V209H20ZM54 210H55V209H54ZM54 210H53V211H54ZM65 210H66V209H65ZM83 210H84V209H83ZM112 210H113V209H112ZM28 211H29V210H28ZM34 211H35V210H34ZM61 211H62V210H61ZM70 211H71V210H70ZM78 211H79V210H78ZM179 211H180V210H179ZM185 211H186V210H185ZM207 211H208V210H207ZM221 211H222V210H221ZM89 212H90V211H89ZM125 212H126V211H125ZM200 212H201V211H200ZM39 213H40V212H39ZM39 213H38V214H39ZM62 213H63V212H62ZM62 213H60V215H62ZM180 213H181V212H180ZM180 213H179V214H180ZM221 213H222V212H221ZM17 214H18V213H17ZM121 214H122V213H121ZM121 214H120V215H121ZM156 214H157V213H156ZM161 214H162V213H161ZM218 214H219V213H218ZM12 215H13V214H12ZM54 215H55V214H54ZM192 215H193V213H192ZM19 216H20V215H19ZM210 216H211V215H210ZM31 217H32V216H31ZM192 217H193V216H192ZM206 217H207V216H206ZM218 217H219V216H218ZM257 217H258V216H257ZM99 218H100V217H99ZM29 219H30V218H29ZM36 219H37V218H36ZM90 219H91V218H90ZM141 219H142V218H141ZM146 219H147V218H146ZM177 219H178V217H177ZM203 219H204V218H203ZM257 219H258V222H255L256 224L254 223V225H253V226H254L253 229H249V228H248V229H249V230H247L248 233L246 232V234L243 233L242 235H237V234H236L237 236H233L234 238H233V239L231 238V241L228 240V241H229V244L227 243V245L225 244V243H226V242H225V243H224L225 246H223V247L221 248V252H220V253L218 252L219 255H222V254H224V253L226 254V253L229 252V251H234V252L237 251L238 253H239V251H240L241 253H239V254H243V256H244V254H246L247 259L250 260L251 258H249V256H250L249 253H255V254L257 253V256H258L259 258L256 257V260L260 263V262H261L260 258H262V260H263L262 262H264V259H263V258H264V215L259 216V218H257ZM41 220H42V219H41ZM117 220H118V219H117ZM206 220H207V219H206ZM237 220H239V219H237ZM15 221H17V220H15ZM19 221H20V220H19ZM19 221H18V222H19ZM111 221H112V220H111ZM114 221H116V220L114 219ZM123 221H124V220H123ZM126 221H127V220H126ZM27 222H28V221H27ZM124 222H125V221H124ZM171 222H172V220H171ZM203 222H204V221H203ZM238 222H239V221H238ZM13 223H14V222H13ZM108 223H109V222H108ZM166 223H167V222H166ZM173 223H174V222H173ZM217 223H219V222H217ZM225 223H226V222H225ZM243 223H244V222H243ZM34 224H35V223H34ZM42 224H43V223H42ZM50 224H51V223H50ZM66 224H68V223H66ZM90 224H91V223H90ZM175 224H176V223H175ZM177 224H178V223H177ZM205 224H206V223H205ZM207 224H208V223H207ZM10 225H12V224L10 223ZM43 225H44V224H43ZM86 225H87V224H86ZM92 225H93V224H92ZM111 225H112V223H111ZM120 225H121V224H120ZM172 225H173V224H172ZM209 225H210V224H209ZM35 226H37V225H35ZM74 226H75V225H74ZM83 226H84V224H83ZM109 226H110V225H109ZM112 226H113V225H112ZM118 226H119V225H118ZM118 226H117V227H118ZM213 226H214V225H213ZM92 227H93V226H92ZM96 227H97V225H96ZM189 227H191V226H189ZM208 227H209V226H208ZM208 227H207V228H208ZM241 227H242V226H241ZM33 228H34V227H33ZM135 228H136V226H135ZM183 228H184V227H183ZM186 228H188V227H186ZM193 228H194V227H193ZM198 228H199V227H198ZM203 228H204V227H203ZM215 228H216V226H215ZM7 229H8V228H7ZM41 229H42V228H41ZM101 229H103V228H101ZM101 229H100V230H101ZM173 229H174V228H173ZM68 230H69V229H68ZM70 230H72V229H70ZM136 230H137V228H136ZM142 230H144V229L142 228ZM181 230H182V229H181ZM28 231H29V230H28ZM64 231H65V230H64ZM94 231H95V230H94ZM173 231H174V230H173ZM183 231H184V230H183ZM226 231H228V230H226ZM8 232H9V230H8ZM30 232H32V231H30ZM67 232H68V231H67ZM116 232H117V231H116ZM116 232H115V233H116ZM118 232H120V231H118ZM62 233H63V232H62ZM95 233H96V232H95ZM173 233H174V232H173ZM210 233H211V232H210ZM239 233H240V232H239ZM25 234H26V233H25ZM69 234H71V233H69ZM91 234H92V233H91ZM146 234H147V233H146ZM146 234H145V235H146ZM27 235H28V234H27ZM76 235H77V234H76ZM165 235H166V234H165ZM246 235H251L252 237H256L257 240L253 239V241H251V240H248V239L245 238V239H243V241H240V239H241V238H244ZM24 236H25V235H24ZM84 236H85V235H84ZM89 236H90V235H89ZM128 236H129V235H128ZM134 236H135V235H134ZM150 236H151V235H150ZM158 236H159V235H158ZM170 236H172V235H170ZM173 236H174V235H173ZM184 236H185V235H184ZM209 236H210V235H209ZM223 236H224V235H223ZM251 236H250V237H251ZM12 237H13V236H12ZM50 237H51V235H50ZM69 237H70V236H69ZM118 237H119V236H118ZM129 237H130V236H129ZM141 237H142V236H141ZM19 238H20V237H19ZM165 238H166V237H165ZM198 238H199V237H198ZM13 239H14V238H13ZM33 239H34V238H33ZM42 239H43V238H42ZM76 239H77V238H76ZM110 239H111V238H110ZM146 239H147V238H146ZM193 239H194V238H193ZM193 239H192V240H193ZM199 239H200V238H199ZM251 239H252V238H251ZM27 240H28V239H27ZM49 240H50V239H49ZM73 240H74V239H73ZM237 240H239V241H237ZM14 241H15V240H14ZM22 241H23V240H22ZM58 241H59V240H58ZM92 241H93V240H92ZM105 241H106V240H105ZM121 241H122V240H121ZM131 241H132V240H131ZM131 241H130V242H131ZM165 241H166V240H165ZM26 242H27V241H26ZM66 242H67V241H66ZM143 242H144V241H143ZM172 242H173V240H172ZM0 243H1V242H0ZM28 243H29V242H28ZM57 243H58V242H57ZM73 243H74V242H73ZM73 243H72V244H73ZM87 243H88V241H87ZM13 244H14V243H13ZM72 244H71V246H72ZM122 244H123V243H122ZM128 244H129V243H128ZM136 244H137V243H136ZM171 244H172V243H171ZM199 244H200V243H199ZM224 244H223V245H224ZM38 245H39V244H38ZM77 245H78V244H77ZM189 245H190V244H189ZM191 245H192V244H191ZM221 245H222V243H221ZM9 246H10V245H9ZM125 246H126V245H125ZM131 246H132V245H131ZM103 247H104V246H103ZM103 247H102V248H103ZM134 247H135V246H134ZM7 248H9V247H7ZM7 248H6V249H7ZM28 248H29V247H28ZM30 248H31V247H30ZM135 248H136V247H135ZM210 248H211V247H210ZM6 249H5V250H6ZM56 249H57V248H56ZM91 249H92V248H91ZM119 249H120V248H119ZM167 249H168V248H167ZM217 249H218V248H217ZM10 250H11V248H10ZM48 250H49V249H48ZM74 250H75V249H74ZM123 250H124V249H123ZM24 251H25V250H24ZM90 251H91V250H90ZM130 251H131V250H130ZM133 251H134V250H133ZM188 251H189V250H188ZM206 251H207V250H206ZM214 251H215V250H214ZM13 252H14V251H13ZM104 252H105V251H104ZM115 252H116V251H115ZM161 252H162V251H161ZM161 252H160V253H161ZM234 252H233V253H234ZM14 253H15V252H14ZM46 253H48V251H47ZM127 253H128V252H127ZM137 253H138V252H137ZM227 254H228V253H227ZM255 254H254V255H255ZM259 254H260V256H259ZM156 255H157V254H156ZM176 255H177V254H176ZM210 255H211V254H210ZM219 255H218V256H219ZM236 255H237V253H236ZM248 255H249V256H248ZM261 255H262V256H261ZM2 256H3V255H2ZM116 256H117V255H116ZM126 256H128V255H126ZM137 256H138V255H137ZM153 256H155V254H154ZM178 256H179V255H178ZM234 256H235V255H234ZM234 256H232L231 258H233ZM238 256H239V255H237V256H235V257H238ZM241 256H242V255H241ZM243 256H242V257H243ZM10 257H11V256H10ZM113 257H114V256H113ZM182 257H183V256H182ZM242 257L240 258V256H239L238 258H240V259L237 258V260H236L235 258H233V260L235 259L237 262H239V263L242 262L241 264H243L244 261H242V260H245V261H246V257H244V258H242ZM250 257H251V256H250ZM252 257H254V256H252ZM4 258H5V257H4ZM13 258H14V257H13ZM40 258H41V257H40ZM68 258H69V257H68ZM75 258H76V257H75ZM178 258H179V257H178ZM214 258H215V257H214ZM229 258H230V257H229ZM231 258H230V260L232 261ZM8 259H9V258H8ZM26 259H27V258H26ZM125 259H126V258H125ZM225 259H226V257H225ZM225 259H224V260H225ZM254 259H255V257H254ZM258 259H259V260H258ZM67 260H68V259H67ZM67 260H66V261H67ZM72 260H73V259H72ZM218 260H220L221 262L223 261V260H221L220 258H219ZM218 260H217V261H218ZM252 260H253V259H252ZM33 261H34V260H33ZM80 261H81V260H80ZM183 261H184V260H183ZM225 261H226V260H225ZM228 261H229V259H228L226 262H228ZM231 261H229L228 263H229V264H232V262H233V264H234L235 261H232V262H231ZM257 261H254V260H253V261H249V262H251V263H256ZM105 262H106V261H105ZM226 262H225V263H226ZM262 262H261V264H262ZM0 263H1V262H0ZM21 263H22V262H21ZM76 263H77V262H76ZM153 263H154V262H153ZM223 263H224V262H223ZM225 263H224V264H225ZM239 263H238V264H239ZM244 263H245V262H244ZM246 263H247V262H246ZM22 264H23V263H22ZM45 264H46V263H45ZM71 264H72V263H71ZM111 264H112V263H111ZM248 264H249V263H248Z\"/></svg>", "mask_w": 264, "mask_h": 264}]
</instances>
